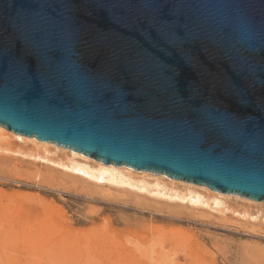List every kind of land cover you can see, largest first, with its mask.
I'll use <instances>...</instances> for the list:
<instances>
[{
    "label": "water",
    "instance_id": "obj_1",
    "mask_svg": "<svg viewBox=\"0 0 264 264\" xmlns=\"http://www.w3.org/2000/svg\"><path fill=\"white\" fill-rule=\"evenodd\" d=\"M0 125L264 201V0H0Z\"/></svg>",
    "mask_w": 264,
    "mask_h": 264
},
{
    "label": "rangeland",
    "instance_id": "obj_2",
    "mask_svg": "<svg viewBox=\"0 0 264 264\" xmlns=\"http://www.w3.org/2000/svg\"><path fill=\"white\" fill-rule=\"evenodd\" d=\"M18 148L11 133L0 136V264H147L142 259L118 256L122 241L154 250L164 244L173 264H264V218L249 220L234 213L250 206L245 201L231 199V211L223 215L209 208L137 198L115 188L95 191L93 187L87 191L77 179L63 178L42 163H31L28 157L9 151ZM76 180L77 185H73ZM250 208V212L260 209L264 213V206L253 204ZM49 218L53 224H48L51 231L47 234ZM30 226H34L31 232ZM22 227L27 235L32 234L29 239ZM109 235H115L117 241ZM23 237H27L28 245ZM105 242L112 243V249L119 246L110 250ZM97 246L100 250L95 254ZM168 260L162 263L172 264Z\"/></svg>",
    "mask_w": 264,
    "mask_h": 264
},
{
    "label": "bare ground",
    "instance_id": "obj_3",
    "mask_svg": "<svg viewBox=\"0 0 264 264\" xmlns=\"http://www.w3.org/2000/svg\"><path fill=\"white\" fill-rule=\"evenodd\" d=\"M8 132L11 133V137L13 139L14 145L19 147L18 149L9 150L13 154H15V155L17 154V156L21 155L25 158L28 157V159H31L30 160L31 163H34V164L37 162H40L45 167L53 170L54 173L56 171V172H58V175L62 174V176H64L63 178L69 176L71 178L77 179L78 181H80L83 184L80 187L81 188L83 187V189L85 188V190H87V191L92 190L91 188H93V187L95 188V191H97L99 189L103 190L106 187H108V189H110V190L111 189L113 190L115 188L119 191L122 190L123 192H125V191L130 192L133 195H135L137 198L144 197L145 199H147V198L152 199V200H154V202L164 201L165 203L170 204V205L176 204V205H180V206L186 207V208L191 207L193 209L209 208L210 210L211 209L214 211L216 210L217 213L220 212L223 215L226 212L231 211V205H230L231 201L230 200L233 198H235L236 200L245 201V202L249 203L250 206H252L253 204L260 206V207L264 206L263 200L249 199V198L243 197V196L236 194V193H233V194L223 193V192L217 191L215 189L213 190L204 184H199V183L195 184V183H191V182H188V181H185L182 179H178V178L174 179L172 177L167 176L164 173H160V172L157 173V172H153V171H149V170H139L138 171L135 168L130 167V166L125 165V164H122L121 166H116V165H112V164H105L103 161L97 160L94 157H91L85 153H81L77 150H73V149L65 147V146L62 147V146H60V145H58L52 141H42L39 138H37L36 136H30V135L26 136V135L14 132V131L7 129V128L3 127L2 125H0V136L6 134ZM29 147H32L31 150L28 149ZM58 153H60V154H58ZM44 173H46V172H44ZM42 175H43V173H42ZM46 175H48V174H46ZM46 175L44 177H46ZM50 175H51V173H50ZM50 175H49V177H52ZM67 180H69V179H67ZM77 180L73 181V185H74V183L77 185ZM250 206L248 208H243L240 211L234 210V213H237L239 216H241L245 219H249V220L250 219L257 220L259 217L264 218V213H261L260 209L258 211H255V212H250V210H249ZM50 221H51V219H50ZM47 222H49V220H47L46 222H43V224L45 225ZM51 222L47 223L45 227H47L48 224H50V225L53 224V222L52 223ZM39 224L40 223H38L37 225H39ZM25 226L26 225L24 224L23 227H25ZM27 226H29V225H27ZM53 226L54 225H52V227ZM33 227L34 226H32V227L30 226L29 231L31 228H32L31 231L34 230ZM54 227H56V226H54ZM19 228H17V229H19ZM25 228H23V229H25ZM38 228H40V227H38ZM38 228H36V229H38ZM11 229H13V228H11ZM15 229H16V227H15ZM27 229H28V227H27ZM52 229L54 230V228H52ZM39 230H41V229H39ZM45 230H47V229H45ZM26 231H27L26 229H25V231L22 230L24 236L27 235ZM47 231H48L47 232V234H48L51 231V228H48ZM55 231H56V229H55ZM15 232L16 231H14V233ZM24 232L26 235L24 234ZM9 233H7V234H9ZM35 233L38 234V231ZM56 233H58V232H56ZM7 234H5V236ZM12 234H13V232H12ZM45 234H46V232H45ZM29 235L31 236L32 234H28L27 237ZM41 235H42V233H41ZM115 235H113V238L111 235H109V238L111 236V238L114 240V238L116 237ZM10 237H11V235H10ZM27 237H26V239L24 237L23 238L25 240V243L28 245L29 244L28 239L30 237H28V239H27ZM47 237H48V235H47ZM23 238H22V240H23ZM40 238H41V236H40ZM50 238H51V236H50ZM13 239H14V236H13ZM39 239L37 238V240H39ZM41 239H40V241L42 242ZM107 239H108V237H107ZM112 239H108V240L111 242V241H113ZM108 240H107V242H109ZM115 241H117V238H115ZM119 241H120V239H119ZM68 242H71V241H68ZM37 243L39 244V242L38 241L36 242V246H38ZM121 243H123V241ZM121 243H120V247H119L121 250L118 248L120 251L118 253V256H121V257H128V258H131L132 260H135V261H137L138 259H142L143 262H146L147 264H163L162 261H164L165 259L168 260V258H170V254L168 252H166V250L163 246L164 244L162 246H160L159 249L156 248V250H154L155 248L153 249V247L151 248V247L140 245L141 246V248H140L138 246L137 247L129 246V245L125 244V242L123 244H121ZM72 244H74V243H72ZM104 244L110 245L109 243H106V242ZM65 245H67V244L65 243ZM69 245H70V243H69ZM105 245H103V246H105ZM111 245H112V243H111ZM41 246L43 247V244ZM51 246H52V244H51ZM110 246H108V248ZM87 247L89 248L90 246H87ZM60 248H58V249H60ZM99 248L100 247H98V249H96V250L94 249L95 254H96L97 250H100ZM101 248L104 249V247H102V246H101ZM68 249H69V247H68ZM109 249L115 250V249H112V246ZM45 251L47 252V250H45ZM60 251H62V250H60ZM52 252H53V250H52ZM55 252H56V250H55ZM109 253H111L113 255V253L111 251ZM115 253L117 254V251ZM108 254H107V256H108ZM84 255H85V253H84ZM46 256H47V254H46ZM110 256H109V258H110ZM113 257H115V256H113ZM117 258H120V257H117ZM48 259H49V257H48ZM110 259H112V258H110ZM114 259H112V260H114ZM104 261H106V259L103 260V262ZM170 262H172L171 259H170L169 263ZM166 264H168V263H166ZM172 264H173V262H172Z\"/></svg>",
    "mask_w": 264,
    "mask_h": 264
}]
</instances>
